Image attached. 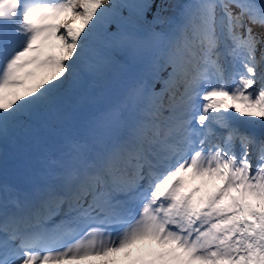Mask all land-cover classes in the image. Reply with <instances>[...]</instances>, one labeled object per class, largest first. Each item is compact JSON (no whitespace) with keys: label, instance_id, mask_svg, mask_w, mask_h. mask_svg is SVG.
Segmentation results:
<instances>
[{"label":"snow or ice","instance_id":"6c2138e0","mask_svg":"<svg viewBox=\"0 0 264 264\" xmlns=\"http://www.w3.org/2000/svg\"><path fill=\"white\" fill-rule=\"evenodd\" d=\"M174 7L0 0V264H264V0Z\"/></svg>","mask_w":264,"mask_h":264},{"label":"rangeland","instance_id":"374dc122","mask_svg":"<svg viewBox=\"0 0 264 264\" xmlns=\"http://www.w3.org/2000/svg\"><path fill=\"white\" fill-rule=\"evenodd\" d=\"M174 2H175V0H172L173 5H174ZM202 183H203V182H202ZM217 183H220V181H209V182L207 183V185H204V184H203L202 191H201L198 195L207 196L209 190H210V189H214V188H215L214 186H215V184H217ZM138 247H140V246H138ZM152 247H154V245H152ZM158 247H159V246H158ZM74 264H75V262H74ZM81 264H88V262H87V261H85V262H81Z\"/></svg>","mask_w":264,"mask_h":264},{"label":"bare ground","instance_id":"6f19581e","mask_svg":"<svg viewBox=\"0 0 264 264\" xmlns=\"http://www.w3.org/2000/svg\"><path fill=\"white\" fill-rule=\"evenodd\" d=\"M177 1H182V0H177ZM188 0H183V4L187 3Z\"/></svg>","mask_w":264,"mask_h":264}]
</instances>
